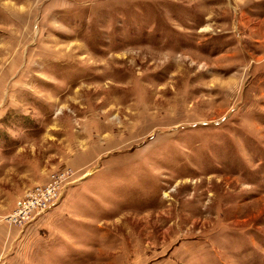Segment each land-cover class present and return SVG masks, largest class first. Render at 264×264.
<instances>
[{
    "label": "rangeland",
    "instance_id": "374dc122",
    "mask_svg": "<svg viewBox=\"0 0 264 264\" xmlns=\"http://www.w3.org/2000/svg\"><path fill=\"white\" fill-rule=\"evenodd\" d=\"M66 170L50 264H264V0H0V221Z\"/></svg>",
    "mask_w": 264,
    "mask_h": 264
},
{
    "label": "built area",
    "instance_id": "2783aa9c",
    "mask_svg": "<svg viewBox=\"0 0 264 264\" xmlns=\"http://www.w3.org/2000/svg\"><path fill=\"white\" fill-rule=\"evenodd\" d=\"M71 174L66 170L50 177V180L28 191L19 199L14 210L5 218L10 226L24 228L39 215L49 211L62 198L63 191L72 181Z\"/></svg>",
    "mask_w": 264,
    "mask_h": 264
},
{
    "label": "crops",
    "instance_id": "0c3cea01",
    "mask_svg": "<svg viewBox=\"0 0 264 264\" xmlns=\"http://www.w3.org/2000/svg\"><path fill=\"white\" fill-rule=\"evenodd\" d=\"M30 224L22 229L0 221V264H50L47 254L43 257L40 252H35L47 249L44 247L47 242L30 240L34 227Z\"/></svg>",
    "mask_w": 264,
    "mask_h": 264
}]
</instances>
